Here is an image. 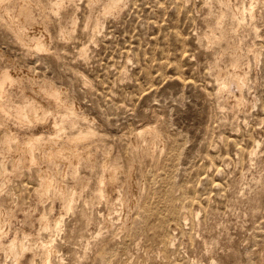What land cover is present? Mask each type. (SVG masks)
Instances as JSON below:
<instances>
[{
  "label": "rangeland",
  "instance_id": "obj_1",
  "mask_svg": "<svg viewBox=\"0 0 264 264\" xmlns=\"http://www.w3.org/2000/svg\"><path fill=\"white\" fill-rule=\"evenodd\" d=\"M32 1L46 50H30L0 24V70L21 78L2 89L14 103L38 101L46 116L24 126L0 110V165L10 170L4 183L0 166V209L10 220L1 242L17 235L32 244L19 264H43L40 242L52 243L51 264H264V0H232L239 22L221 0H119L116 9L60 0L59 13L55 0ZM234 63L246 83L230 84L225 97L217 74ZM44 84L62 98L37 89ZM61 117L72 119L70 137L94 130L73 144L89 155L55 163L36 151L12 170L7 133L71 146ZM147 125L163 138L149 156L133 140ZM43 169L60 179L48 193L38 185ZM60 191L70 192L67 208ZM0 264H14L2 248Z\"/></svg>",
  "mask_w": 264,
  "mask_h": 264
},
{
  "label": "bare ground",
  "instance_id": "obj_2",
  "mask_svg": "<svg viewBox=\"0 0 264 264\" xmlns=\"http://www.w3.org/2000/svg\"><path fill=\"white\" fill-rule=\"evenodd\" d=\"M53 1V0H52ZM73 1V0H72ZM93 1V0H92ZM75 2V0H74ZM109 7L110 8H117L118 5H119V0H109ZM107 2V3H108ZM220 2V1H219ZM72 3V2H71ZM221 3L225 4L226 6H228L229 8H232V12H233V16L237 18L238 22L239 21H242V17H241V12H240V9L238 7H236V4L234 3V1L232 0H221ZM35 5V3L32 1V0H0V24L3 25L6 29H8L16 38V40L22 44V45H27V48H29L30 50L31 49H35V50H42V49H45L46 50V47H45V40L48 39V38H44V35L48 32L45 33V31L42 29L43 27L45 28V21L44 20H37L32 12V8L33 6ZM218 5V4H217ZM39 6V5H37ZM61 6V1L60 0H55V2L53 1V12L55 13H59V8ZM64 7V6H63ZM248 7V6H247ZM43 8V4L41 3V9ZM109 8V10L111 11V9ZM222 8V7H221ZM250 8V7H249ZM40 9V10H41ZM51 9V8H50ZM78 9V8H77ZM253 9V8H252ZM251 9V10H252ZM247 10V9H246ZM76 11V10H75ZM115 11V10H114ZM253 11V10H252ZM243 12V11H242ZM111 13V12H109ZM108 13V14H109ZM45 14V13H44ZM54 14V13H53ZM52 14V15H53ZM245 14V13H244ZM251 14V13H250ZM39 15V14H38ZM47 15V14H46ZM50 15V14H49ZM89 15V14H88ZM223 15V14H222ZM243 15V14H242ZM51 16V15H50ZM60 16V15H58ZM72 16V15H71ZM74 16V15H73ZM220 16V15H219ZM250 16V15H249ZM253 16V15H252ZM76 17V16H75ZM47 18V17H46ZM51 18V17H50ZM73 18V17H72ZM71 18V19H72ZM96 18V17H95ZM244 18V17H243ZM252 18V17H251ZM40 19V18H39ZM245 19V18H244ZM51 20V19H50ZM74 20V19H73ZM72 20V22H73ZM52 21V20H51ZM98 21V20H97ZM237 23V22H236ZM72 24V23H71ZM98 23H96L97 25ZM74 25V24H73ZM219 25V24H218ZM221 25V24H220ZM71 26V25H70ZM98 26V25H97ZM96 26V27H97ZM75 27V26H74ZM95 26H93L94 28ZM236 27V26H235ZM40 28L42 29V34L43 35V38H39V36L36 34L38 32L37 29L40 30ZM66 28V27H65ZM98 28V27H97ZM102 28V26H101ZM34 29H36L34 31ZM62 27L59 29L61 30ZM224 29L225 30H228V28L226 26H224ZM58 30V29H57ZM63 31H61V35L65 36L67 35L68 36V32L64 31V29H62ZM101 30V29H100ZM224 30V31H225ZM234 30V29H233ZM44 31V33H43ZM70 31V30H69ZM72 31V30H71ZM70 31V32H71ZM92 31V30H91ZM95 31V30H94ZM217 31V30H216ZM215 31V32H216ZM73 32V31H72ZM212 32V31H210ZM234 32V31H233ZM257 32V31H256ZM92 33V32H91ZM222 34V33H221ZM219 36V34L217 35ZM66 37V36H65ZM229 37V36H228ZM45 39V40H43ZM214 39V38H213ZM216 39V38H215ZM67 40V39H65ZM64 40V41H65ZM70 40V39H69ZM231 40V39H230ZM215 41V40H214ZM49 42V40H48ZM47 42V44H48ZM210 42V41H209ZM212 42V41H211ZM46 44V46H47ZM32 47V48H31ZM207 47V46H206ZM86 49V48H85ZM83 50V49H82ZM48 51V50H47ZM80 51V50H79ZM21 52V51H20ZM83 52V51H82ZM22 55V54H21ZM81 55V54H80ZM79 55V56H80ZM85 56V55H84ZM64 57V56H63ZM81 57V56H80ZM62 58V57H61ZM73 58V57H72ZM218 58V57H217ZM58 59V58H57ZM64 60V59H63ZM73 60V59H72ZM71 60V61H72ZM235 62V61H234ZM237 62V61H236ZM234 66L232 67H228V68H219L217 69V71L219 70V73L217 74V76H219L220 78V81L218 84V89L220 90V92L222 93V95H224L225 97L228 96V93L231 92L230 90V84L232 83H235L234 85L236 86V88L238 89H241L242 88V85L244 84V75L242 73V70H238L235 66V63L232 64ZM215 66V65H214ZM221 67V65H220ZM216 68V67H215ZM15 70V69H13ZM1 71V70H0ZM26 73V72H25ZM18 74V73H17ZM19 76V75H18ZM43 78V77H42ZM12 80H16L17 82H20L21 78H13L12 77V74L9 73V71L7 70H4V71H1L0 72V110H1V113L3 114H6L7 115H11V116H14L16 118V120L18 121L19 124L21 125H29V124H33V122L35 121H43L46 116L44 115V110H42L41 106L39 105L40 103H38V101L36 100H27L26 102H22V103H14L12 102V97H11V94H7L4 92V90L2 89L3 86H5L6 83H9L10 82L12 83ZM89 80V79H88ZM48 81V80H47ZM85 81V80H84ZM87 82V81H85ZM89 83V82H87ZM86 83V85H87ZM246 83V82H245ZM20 84V83H19ZM43 84V83H42ZM90 85V84H89ZM233 85V86H234ZM16 86V85H15ZM244 86V85H243ZM37 87V86H36ZM216 87V88H217ZM241 87V88H240ZM21 89V88H20ZM36 89V88H35ZM37 89L41 92H43L44 94H46L48 97L50 98H62L63 94L61 93L60 89H56L52 86H49V85H42V86H38ZM217 89V90H218ZM37 90V91H38ZM234 94V93H232ZM220 95V93H219ZM231 95V94H230ZM46 96V97H47ZM223 96V97H224ZM25 97V96H24ZM33 97V96H32ZM31 97V99H32ZM221 97V96H220ZM241 97V96H240ZM67 98V97H66ZM47 100V99H46ZM231 100V99H229ZM232 100L234 101V105H240V101L243 100L240 99L239 97H236V96H233L232 97ZM14 101V99H13ZM20 101V100H19ZM51 102H54V101H50ZM56 102V101H55ZM218 102V101H217ZM61 103V102H60ZM244 102H242L243 104ZM65 104V103H64ZM245 104V103H244ZM61 105V104H60ZM233 105V106H234ZM64 106V105H63ZM243 106V105H242ZM241 106V107H242ZM58 107V106H57ZM60 107V106H59ZM76 108V107H75ZM74 108V110H75ZM69 109V107H68ZM73 109V108H72ZM77 109V108H76ZM64 111V110H63ZM54 112V111H53ZM74 112V111H72ZM77 114V113H76ZM48 115V114H47ZM81 115V114H80ZM56 116V115H55ZM54 116V117H55ZM68 116V115H67ZM79 116V115H78ZM9 117V116H8ZM7 117V118H8ZM71 117V116H70ZM76 117V116H75ZM81 117V116H80ZM48 118V117H47ZM73 118V117H72ZM78 118V117H77ZM82 118V117H81ZM5 119V117H4ZM9 119V118H8ZM80 119V118H79ZM84 119V118H83ZM82 120V119H81ZM2 121V120H1ZM60 122H62V125L59 127V130L61 131L62 134H64L68 141L71 143V146H58L56 144V140L55 138H52V137H37V138H27L26 139H29L27 141H22V142H17L13 139V136L8 134L6 135V142H7V147L9 148L10 151L13 152V156H12V160H11V169L12 170H17L19 167H22V166H26V165H29L30 162H29V159L31 160V158L34 156L35 152L36 151H39L40 154H43L45 150H48L46 151V157L49 159V160H54L55 163H58L60 161H63L64 163L66 162H71L73 161L75 158H78L80 156H85V155H89V151L88 150H84V151H80L78 149V151H76L73 147L75 143L79 142V141H83V140H86L88 139L90 136H93V131L94 130H91V128H86L84 130H80L78 131L76 134L72 135L73 137H70L69 133H68V126L70 125V123L72 122V119H69L67 117H61L59 119ZM83 122V121H82ZM2 124V123H1ZM61 124V123H59ZM58 124V125H59ZM156 124V123H155ZM56 125V126H58ZM31 126V125H30ZM55 126V127H56ZM75 126V125H74ZM155 126V125H154ZM152 125H147L146 127H143L141 129H138L135 133H134V142H135V146L138 148V152L139 154H148L149 156V153L151 152L150 151V146L152 144H156L157 146L158 143L161 144L160 142L162 141V137L159 135L158 131L156 129V127H154ZM29 127V126H28ZM27 127V128H28ZM54 127V128H55ZM72 127V126H71ZM160 128V127H159ZM4 130V129H2ZM9 130V129H8ZM58 130V132H59ZM75 131V129H73V132ZM11 132V131H9ZM72 133V131H71ZM12 134V133H11ZM48 134V133H47ZM73 134V133H72ZM95 134V133H94ZM164 134V133H163ZM57 135V134H56ZM36 136V135H35ZM34 136V137H35ZM59 136V134H58ZM62 136V135H60ZM59 136V137H60ZM4 137V136H3ZM29 137V136H28ZM132 137V136H131ZM16 138V137H15ZM133 138V137H132ZM63 139V138H61ZM132 140V141H133ZM164 141V140H163ZM164 143V142H163ZM162 143V145H163ZM64 144V143H63ZM165 144V143H164ZM153 145V146H154ZM134 146V145H133ZM134 146V147H135ZM2 147V146H1ZM86 147V146H85ZM161 147V146H159ZM155 148V147H154ZM153 148V149H154ZM163 148V147H162ZM152 149V148H151ZM152 149V151H153ZM135 150V151H136ZM6 151V150H5ZM136 151V152H137ZM150 151V152H149ZM92 153V152H91ZM154 153V152H153ZM138 154V153H137ZM153 156V154H150ZM155 155V154H154ZM146 156V155H145ZM87 157V156H86ZM34 158V157H33ZM41 158V156L39 157ZM152 158V157H151ZM46 159V160H48ZM86 159V158H85ZM34 160V159H32ZM37 160V159H36ZM34 160V161H36ZM91 160V159H89ZM33 161V162H34ZM3 163V161H1ZM0 162V163H1ZM29 162V163H28ZM33 162L31 165H33ZM75 162V161H74ZM73 162V163H74ZM28 163V164H27ZM35 163V162H34ZM72 163V164H73ZM36 164V163H35ZM76 165V164H74ZM2 166V165H0ZM4 166V165H3ZM2 166V167H3ZM6 166V165H5ZM4 166V170L2 171V178H3V182L4 180H6V178L8 177L7 174H8V171L9 168H6ZM37 165H35L36 167ZM105 166V165H104ZM131 166V165H130ZM29 167V166H27ZM107 167V166H106ZM23 168V167H22ZM104 168V167H103ZM110 168V167H109ZM108 168V169H109ZM115 168V167H113ZM8 169V170H7ZM29 169V168H28ZM27 169V170H28ZM105 169V168H104ZM112 169V168H111ZM116 169V168H115ZM107 170V169H106ZM110 170V169H109ZM108 170V171H109ZM117 170V169H116ZM18 171V170H17ZM20 171V170H19ZM107 171V172H108ZM115 171V170H114ZM114 171H112L114 173ZM21 172V171H20ZM111 172V171H110ZM110 172L108 173V175L110 174ZM117 172V171H116ZM13 173V172H12ZM38 173V179H40V181L38 183L41 182V184H38V185H42L43 187V190L45 192L48 193V190H51L50 188L52 186H55L56 183L59 184L60 182V179L58 182H56V177H57V172H56V169L55 170H51V169H43V170H40V172H36ZM112 173V174H113ZM22 174V173H21ZM105 174V173H104ZM103 174V175H104ZM112 174L110 175L111 177L110 178H114L112 177ZM116 174V173H115ZM14 175V174H13ZM7 176V177H6ZM62 176V175H61ZM6 177V178H5ZM20 177V175H19ZM106 177V175H105ZM109 177V176H108ZM18 178V177H16ZM100 179V178H99ZM106 180V178H104ZM103 179V180H104ZM117 179V178H116ZM104 180V181H105ZM107 180H110L107 178ZM106 180V181H107ZM115 180V179H114ZM10 181V180H9ZM26 181V180H24ZM11 182V181H10ZM37 182V181H36ZM62 182V181H61ZM112 182V181H111ZM5 183V182H4ZM4 183H2L3 186ZM15 183V181H14ZM100 183V181H99ZM98 183V184H99ZM104 183V182H103ZM110 183V181H109ZM113 183V182H112ZM22 184V183H21ZM111 184V183H110ZM110 184H107L108 186H110ZM1 185V186H2ZM102 185V183H101ZM58 186V185H57ZM100 186V185H98ZM105 186V185H104ZM112 186V184H111ZM129 186V185H128ZM60 187V186H59ZM65 187V185L63 186ZM74 187V186H73ZM83 187V186H82ZM101 187V186H100ZM41 188V186L39 187ZM113 188V187H112ZM62 189V188H61ZM102 187L100 188V192H102ZM37 190V189H36ZM47 190V191H46ZM63 190V189H62ZM66 191V190H65ZM65 191H60V194L59 196L61 195V197L63 199L61 200H64L66 202L65 204V207H69V201H70V192H69V195L66 194ZM131 191V190H129ZM128 191V192H129ZM37 192H39L37 190ZM41 192V191H40ZM107 192V191H106ZM43 192H41V195L39 196H43L42 195ZM57 193V192H56ZM72 193V192H71ZM99 193V192H98ZM108 193V192H107ZM130 193V192H129ZM136 194V193H135ZM102 195H103V192H102ZM132 195V194H131ZM58 196V197H59ZM69 196V197H68ZM109 196V195H108ZM73 198V196H72ZM71 198V199H72ZM124 198V197H123ZM132 198V197H131ZM135 198V197H134ZM64 203V202H63ZM133 203V202H132ZM131 206V205H130ZM66 207V208H67ZM71 207V206H70ZM150 207V206H149ZM149 209V208H148ZM151 210V209H150ZM146 211V210H145ZM148 211V210H147ZM184 211V210H183ZM150 212V211H149ZM153 212V210L151 211ZM155 212V211H154ZM9 213V212H8ZM145 213V212H144ZM11 214V213H10ZM8 214V216L10 215ZM148 213H146L145 215H147ZM152 214V213H150ZM149 214V215H150ZM155 214V213H153ZM157 214V213H156ZM44 215V214H43ZM41 215V216H43ZM154 216V215H153ZM44 219H45V216H43ZM45 221V220H43ZM10 220L9 218L6 217V213L0 209V248H2L7 254L9 255H12V258H13V263L14 264H19V256H20V253H23V251L26 249V246H24L26 243L29 244V242H26L24 244L19 242L18 241V238H17V235H14L6 244H2L1 242V236L4 232V225L9 223ZM42 222V221H41ZM45 224V223H44ZM43 224V225H44ZM158 224V223H157ZM9 225V224H8ZM42 225V227H43ZM48 225V224H47ZM7 226V225H6ZM5 226V227H6ZM49 226V225H48ZM161 226V225H160ZM46 227V226H45ZM44 228V227H43ZM42 228V229H43ZM47 228V227H46ZM7 229V228H6ZM20 229V228H19ZM51 229V228H50ZM48 229V230H50ZM164 229V228H163ZM46 231V230H45ZM163 231V230H162ZM23 232V231H22ZM24 235V233H23ZM29 234H26V236L28 237ZM25 237V238H27ZM28 240V239H27ZM53 240V239H52ZM37 242V241H36ZM49 242V241H48ZM39 243V242H38ZM41 245L40 247L44 248L45 249V252H46V257L44 262L42 261L43 264H51V254L52 253V243H43V242H40ZM39 243V244H40ZM31 244V243H30ZM29 244V245H30ZM37 245V244H36ZM32 246V244L30 245V247ZM34 246V245H33ZM29 247V249H30ZM39 247V245L37 246ZM36 247V248H37ZM35 250V249H34ZM34 253V251H33ZM34 258V257H33ZM33 260V259H32ZM43 260V259H42ZM31 263V262H30ZM33 264V261L32 263Z\"/></svg>",
  "mask_w": 264,
  "mask_h": 264
}]
</instances>
